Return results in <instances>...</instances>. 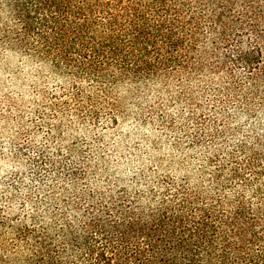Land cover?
Returning a JSON list of instances; mask_svg holds the SVG:
<instances>
[{"label": "rangeland", "instance_id": "1", "mask_svg": "<svg viewBox=\"0 0 264 264\" xmlns=\"http://www.w3.org/2000/svg\"><path fill=\"white\" fill-rule=\"evenodd\" d=\"M220 1L225 18L264 9V0ZM213 7L205 3L201 42L218 57H205L202 74L108 90L9 48L0 8V264H31L41 244L83 264L72 239L84 236L89 208L150 189L210 190L231 156H264L259 72L208 70L224 53L210 33ZM263 15L250 24L264 32ZM239 38L243 49L256 42L250 31Z\"/></svg>", "mask_w": 264, "mask_h": 264}, {"label": "trees", "instance_id": "2", "mask_svg": "<svg viewBox=\"0 0 264 264\" xmlns=\"http://www.w3.org/2000/svg\"><path fill=\"white\" fill-rule=\"evenodd\" d=\"M206 2L210 33L217 29L215 44L224 45L222 62L208 70L229 64L264 81V32L250 24L264 14L258 5L225 18L220 0H0L8 17L1 33L9 48L78 82L136 86L202 74L205 57H218L202 50ZM244 31L256 39L247 49ZM228 160L210 190L150 189L89 208L84 236L72 239L82 263L264 264V156ZM31 264L63 262L41 244Z\"/></svg>", "mask_w": 264, "mask_h": 264}]
</instances>
